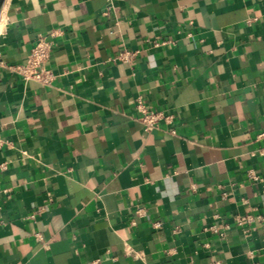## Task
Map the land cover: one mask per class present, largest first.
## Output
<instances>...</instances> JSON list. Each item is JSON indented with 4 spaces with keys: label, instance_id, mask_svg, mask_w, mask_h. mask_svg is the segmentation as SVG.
<instances>
[{
    "label": "crops",
    "instance_id": "1",
    "mask_svg": "<svg viewBox=\"0 0 264 264\" xmlns=\"http://www.w3.org/2000/svg\"><path fill=\"white\" fill-rule=\"evenodd\" d=\"M3 13L0 264H264V0ZM40 37L51 86L19 70Z\"/></svg>",
    "mask_w": 264,
    "mask_h": 264
},
{
    "label": "built area",
    "instance_id": "2",
    "mask_svg": "<svg viewBox=\"0 0 264 264\" xmlns=\"http://www.w3.org/2000/svg\"><path fill=\"white\" fill-rule=\"evenodd\" d=\"M54 51V45L52 41H49L45 37H40L28 57L26 65L19 68L25 80H35L43 86H51L54 81V74L51 70V60ZM125 60H129L133 55H122ZM162 121L161 114H155L151 112H145L143 122L147 130H153L157 128ZM253 180H258L257 177L251 176ZM252 216H237L235 224L238 227L243 228L246 225L253 223ZM229 229L228 225L225 226H211L207 230L225 236V231ZM96 264H100L97 261Z\"/></svg>",
    "mask_w": 264,
    "mask_h": 264
},
{
    "label": "water",
    "instance_id": "3",
    "mask_svg": "<svg viewBox=\"0 0 264 264\" xmlns=\"http://www.w3.org/2000/svg\"><path fill=\"white\" fill-rule=\"evenodd\" d=\"M6 0H0V17L2 15Z\"/></svg>",
    "mask_w": 264,
    "mask_h": 264
},
{
    "label": "bare ground",
    "instance_id": "4",
    "mask_svg": "<svg viewBox=\"0 0 264 264\" xmlns=\"http://www.w3.org/2000/svg\"><path fill=\"white\" fill-rule=\"evenodd\" d=\"M3 16H4V13L0 17V32H1V29H2V26H3Z\"/></svg>",
    "mask_w": 264,
    "mask_h": 264
}]
</instances>
